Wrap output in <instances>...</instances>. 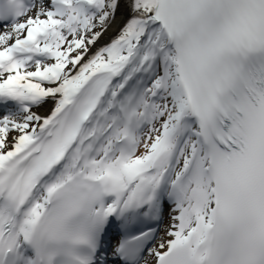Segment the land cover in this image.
<instances>
[{
	"label": "snow or ice",
	"instance_id": "6c2138e0",
	"mask_svg": "<svg viewBox=\"0 0 264 264\" xmlns=\"http://www.w3.org/2000/svg\"><path fill=\"white\" fill-rule=\"evenodd\" d=\"M149 261L264 264V0H0V264Z\"/></svg>",
	"mask_w": 264,
	"mask_h": 264
},
{
	"label": "bare ground",
	"instance_id": "6f19581e",
	"mask_svg": "<svg viewBox=\"0 0 264 264\" xmlns=\"http://www.w3.org/2000/svg\"><path fill=\"white\" fill-rule=\"evenodd\" d=\"M121 19H122V17H117L116 25H114L113 28L109 31V33L105 36V38H104L105 40L110 39L112 36H114L116 34V31H117V28L120 24ZM52 108H53V105L50 103V104L44 106L43 108H41L39 110V112L42 116H47L50 114V110ZM167 226H168V217H167V213H165L164 221L158 229L155 244H158L160 242L161 237L164 236V231L167 228ZM150 263H151V261H149V264Z\"/></svg>",
	"mask_w": 264,
	"mask_h": 264
}]
</instances>
